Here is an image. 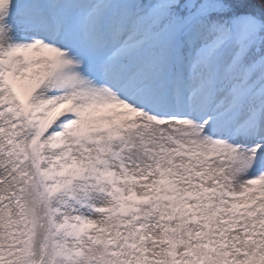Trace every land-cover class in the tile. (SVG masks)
<instances>
[{"label": "snow or ice", "instance_id": "1", "mask_svg": "<svg viewBox=\"0 0 264 264\" xmlns=\"http://www.w3.org/2000/svg\"><path fill=\"white\" fill-rule=\"evenodd\" d=\"M0 264H264V0H0Z\"/></svg>", "mask_w": 264, "mask_h": 264}]
</instances>
